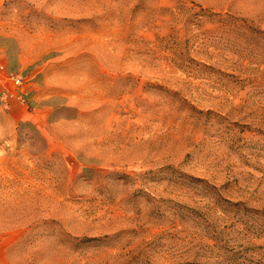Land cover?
I'll use <instances>...</instances> for the list:
<instances>
[{
  "label": "rangeland",
  "instance_id": "1",
  "mask_svg": "<svg viewBox=\"0 0 264 264\" xmlns=\"http://www.w3.org/2000/svg\"><path fill=\"white\" fill-rule=\"evenodd\" d=\"M0 264H264V0H0Z\"/></svg>",
  "mask_w": 264,
  "mask_h": 264
},
{
  "label": "built area",
  "instance_id": "2",
  "mask_svg": "<svg viewBox=\"0 0 264 264\" xmlns=\"http://www.w3.org/2000/svg\"><path fill=\"white\" fill-rule=\"evenodd\" d=\"M34 77L32 70H13L0 64V106L8 110L14 104L28 105L33 99L28 87Z\"/></svg>",
  "mask_w": 264,
  "mask_h": 264
}]
</instances>
